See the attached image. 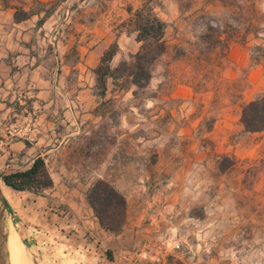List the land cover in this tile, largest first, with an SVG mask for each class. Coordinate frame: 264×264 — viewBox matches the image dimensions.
<instances>
[{"label": "crops", "instance_id": "obj_1", "mask_svg": "<svg viewBox=\"0 0 264 264\" xmlns=\"http://www.w3.org/2000/svg\"><path fill=\"white\" fill-rule=\"evenodd\" d=\"M145 1L0 0V179L30 169L41 157L54 182L41 193L15 191L4 183L1 188L9 222L40 264H219L248 258L246 251H226L221 246L236 236L220 230L242 233L250 225L249 206L242 203L249 191L241 188L240 174L220 173L212 191L201 189L200 182L187 174L158 190L152 189L153 177L147 175L139 177L143 185L132 190L113 182L127 200V220L122 232L112 234L100 227L86 201L89 187L105 177L73 172L74 143L99 139L110 130L116 139L104 162L130 166L137 158L138 143L143 141L134 137L139 125L131 122L139 112L134 104L136 87L120 91L109 79L103 95L96 69L114 44L118 51L112 68L140 51L132 18ZM158 1L155 12L167 24V53L169 46L182 41L184 20L175 0ZM163 6L173 11L161 13ZM225 52L234 65L248 61L242 45L234 44ZM178 84L175 92L162 96L166 105L156 112L161 118L172 114L187 119L189 125L179 130L192 133L198 127L201 95L186 81ZM215 94L212 91V101ZM221 99L225 100L222 95ZM168 102L174 107L170 109ZM225 103L212 109L214 152L220 154L216 159L264 156V132L247 133L241 123L248 102ZM121 105L127 107L121 110ZM115 113L118 124L106 127L107 117ZM243 135L252 141L246 144ZM90 160L91 155H83L81 164L89 165ZM198 209L203 217L196 215ZM162 241L167 244L164 250ZM244 243L248 244L247 237Z\"/></svg>", "mask_w": 264, "mask_h": 264}, {"label": "rangeland", "instance_id": "obj_2", "mask_svg": "<svg viewBox=\"0 0 264 264\" xmlns=\"http://www.w3.org/2000/svg\"><path fill=\"white\" fill-rule=\"evenodd\" d=\"M175 1L184 20L182 41L169 46L167 55L154 64L153 85L138 90L136 95V89L133 91L134 104L139 111L131 119L132 123L139 125L134 137L143 141L141 145L138 143L135 162L130 166L104 162L107 160L106 156L111 154L116 139L110 130L99 139L77 140L74 143L73 172L84 177L102 173L105 177L102 180L112 185L116 182L128 190L140 187L141 176H152L151 187L158 190L166 187L173 179L187 174L195 182L198 180L200 188L207 191H212L214 180L220 173L228 176L240 174L244 176L241 188L249 191L243 197L242 203L249 206L250 225L242 233L240 230H220L221 233L233 231L236 236V239L221 246L226 251H246L248 258L243 262L240 259L223 260L219 264H264V156L256 159H235L224 155L216 159L220 154L214 152L216 141L212 139V109H221L226 105V100L243 106L264 95V0ZM157 3L160 1H153V5ZM162 11L170 14L173 10L163 6L161 13ZM234 44L242 45L247 50L248 61L243 66L240 63L232 64L229 54L225 52ZM185 81L195 93L201 95L197 102L198 127L192 133L179 130L182 129L181 126L185 129L189 125L187 119H179L172 114L161 118L156 112L162 105H166L162 96L175 92L178 83ZM115 86L120 91H129L132 88L127 87L123 80L116 81ZM212 91L217 97L214 101ZM221 95L225 100L221 99ZM174 105V102H168L170 109ZM123 107L127 105H121V110ZM204 111L207 112L204 114ZM118 120L116 113L111 114L104 125L110 128L118 124ZM165 125L167 128L162 130L161 127ZM243 136L250 138H243L246 144L252 141L251 136ZM162 147L163 157L160 158ZM87 154L92 156V160L89 165L83 166L81 158ZM173 156L175 159L169 160ZM99 161L103 163L100 164ZM0 181L3 186L2 179ZM80 198H76L79 204ZM201 210L198 209L196 215L203 217ZM12 233L13 238L18 235L14 225ZM246 237L248 244L244 243ZM22 242L20 245L26 250L30 264H40L30 245L23 238Z\"/></svg>", "mask_w": 264, "mask_h": 264}, {"label": "trees", "instance_id": "obj_3", "mask_svg": "<svg viewBox=\"0 0 264 264\" xmlns=\"http://www.w3.org/2000/svg\"><path fill=\"white\" fill-rule=\"evenodd\" d=\"M153 1L146 0L133 14L132 23L138 33L137 41L142 43L140 51L131 56L129 61H122L116 68L110 65L118 51L116 44L103 56L100 66L96 69L101 94H106L109 79H112L114 84L123 80L127 87L135 86L134 95L138 90L147 88L152 80L153 66L167 50L164 40L167 24L158 17ZM129 11L132 12V9L129 8ZM20 17L21 15H18L17 18ZM121 88L125 89L124 86ZM241 123L247 133L264 132V95L243 106ZM2 181L15 191L34 193H41L54 185L41 157L34 161L30 169L4 175ZM86 201L103 230L112 234L122 232L127 220V200L114 185L102 179L94 181L86 192ZM107 257L111 259L110 252H107Z\"/></svg>", "mask_w": 264, "mask_h": 264}, {"label": "water", "instance_id": "obj_4", "mask_svg": "<svg viewBox=\"0 0 264 264\" xmlns=\"http://www.w3.org/2000/svg\"><path fill=\"white\" fill-rule=\"evenodd\" d=\"M9 210L0 184V264H10L8 253Z\"/></svg>", "mask_w": 264, "mask_h": 264}, {"label": "bare ground", "instance_id": "obj_5", "mask_svg": "<svg viewBox=\"0 0 264 264\" xmlns=\"http://www.w3.org/2000/svg\"><path fill=\"white\" fill-rule=\"evenodd\" d=\"M7 227H8V253H9L10 264H30L29 256L26 250L24 249V247L20 245L19 239L21 238H19L18 235H14L13 238L12 234L14 232L12 233V223L8 222Z\"/></svg>", "mask_w": 264, "mask_h": 264}, {"label": "built area", "instance_id": "obj_6", "mask_svg": "<svg viewBox=\"0 0 264 264\" xmlns=\"http://www.w3.org/2000/svg\"><path fill=\"white\" fill-rule=\"evenodd\" d=\"M166 245H167V244H166V241H162V242H161V247L163 248V250H164V248L166 247Z\"/></svg>", "mask_w": 264, "mask_h": 264}]
</instances>
